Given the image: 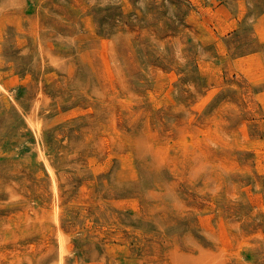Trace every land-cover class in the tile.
Returning <instances> with one entry per match:
<instances>
[{
  "label": "rangeland",
  "instance_id": "rangeland-1",
  "mask_svg": "<svg viewBox=\"0 0 264 264\" xmlns=\"http://www.w3.org/2000/svg\"><path fill=\"white\" fill-rule=\"evenodd\" d=\"M0 264H264V0H0Z\"/></svg>",
  "mask_w": 264,
  "mask_h": 264
},
{
  "label": "bare ground",
  "instance_id": "bare-ground-1",
  "mask_svg": "<svg viewBox=\"0 0 264 264\" xmlns=\"http://www.w3.org/2000/svg\"><path fill=\"white\" fill-rule=\"evenodd\" d=\"M208 138V137H207ZM217 239H218V237H217ZM62 242H63V240H62ZM61 243V242H60ZM64 247V246H63ZM225 251V250H224Z\"/></svg>",
  "mask_w": 264,
  "mask_h": 264
}]
</instances>
